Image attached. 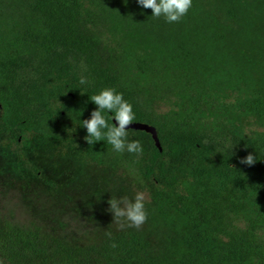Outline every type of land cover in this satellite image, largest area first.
<instances>
[{
    "label": "trees",
    "instance_id": "obj_1",
    "mask_svg": "<svg viewBox=\"0 0 264 264\" xmlns=\"http://www.w3.org/2000/svg\"><path fill=\"white\" fill-rule=\"evenodd\" d=\"M104 4L25 0L31 26L0 48V104L6 109L0 144L17 143L21 128L51 118L54 99L62 108L57 112L66 109L81 127L97 109L90 98L113 88L132 104L133 122L156 128L161 151L153 142L148 154L120 153L102 142L95 160L153 184L192 182V199L182 212L191 230L181 236L180 264H264V136L240 135L222 122L165 120L151 109L150 93L161 85L193 98L212 97L208 87L216 78L209 77L211 67L209 75L199 69L203 57L213 63L249 57L264 69V0H193L179 23L152 16L137 0L115 3L126 6L131 20L161 49L147 57L148 68L103 39L99 20ZM262 95L256 93L253 105H264ZM103 114L114 123L112 113ZM250 153L256 163H240ZM237 204L242 219L230 230L226 226L233 222L226 224L225 218L232 214L228 207ZM162 253L136 232L79 247L47 239L37 228L6 222L0 231L2 264H170Z\"/></svg>",
    "mask_w": 264,
    "mask_h": 264
},
{
    "label": "rangeland",
    "instance_id": "obj_2",
    "mask_svg": "<svg viewBox=\"0 0 264 264\" xmlns=\"http://www.w3.org/2000/svg\"><path fill=\"white\" fill-rule=\"evenodd\" d=\"M117 2L121 0H105L100 33L115 49L148 68L147 57L161 49L131 20L127 7ZM31 24L25 0H0L1 49L21 37ZM210 67L213 74L209 75ZM259 67L249 57L221 58L215 63L203 57L199 69L205 70L203 75L216 78L208 87L212 97L193 98L174 86L167 89L158 85V90L150 91L151 109L174 123L195 119L222 122L240 135L264 136V105H253L252 101L260 90L264 100V69ZM52 106V117L21 128L17 143L0 144V231L6 222L24 229L37 228L47 239L79 247L98 246L107 238L136 232L153 247H161L168 263L180 264L181 236L185 229L191 230L182 212L184 205H190L192 182L171 187L162 182L153 184L133 177L120 166L100 165L95 160L97 147L107 141L88 144L84 139L87 131H81L76 116L66 109L59 114L57 109L62 108L55 99ZM5 118L6 109L0 104V122ZM128 139L139 140L146 154L153 145L150 134L143 131L128 132ZM136 192L145 193L148 213L140 229L129 227L126 220L115 222L114 214L108 211L112 197L132 199ZM228 208L232 214L225 222L233 224L226 227L233 230L240 226L242 209L238 204Z\"/></svg>",
    "mask_w": 264,
    "mask_h": 264
},
{
    "label": "clouds",
    "instance_id": "obj_3",
    "mask_svg": "<svg viewBox=\"0 0 264 264\" xmlns=\"http://www.w3.org/2000/svg\"><path fill=\"white\" fill-rule=\"evenodd\" d=\"M137 3L145 9L152 10V16L163 17L168 23H179L192 7L193 0H137ZM83 85L87 83L85 78L80 79ZM91 101L97 106L91 112V118L82 121L83 128H86L85 141L92 145L99 141H107L116 152L141 153L143 146L139 140L128 139V131L133 120L136 118L133 106L126 101L122 93H117L113 88H106L92 96ZM105 111L112 113L115 121L109 124ZM240 163L252 166L256 163L255 155L248 154L242 158ZM146 196L144 192H136L134 198L121 197L111 198L108 211L114 214V221L126 220L129 227L140 229L147 221L148 213L145 208ZM111 237V233H106ZM116 247L115 244L112 245ZM2 264V262H0Z\"/></svg>",
    "mask_w": 264,
    "mask_h": 264
},
{
    "label": "water",
    "instance_id": "obj_4",
    "mask_svg": "<svg viewBox=\"0 0 264 264\" xmlns=\"http://www.w3.org/2000/svg\"><path fill=\"white\" fill-rule=\"evenodd\" d=\"M115 123V121H114ZM137 130V131H143L148 134H150L155 146L161 151L160 142L158 139V134L156 131V128L150 124L147 123H140V122H132V125L129 126L127 130Z\"/></svg>",
    "mask_w": 264,
    "mask_h": 264
}]
</instances>
